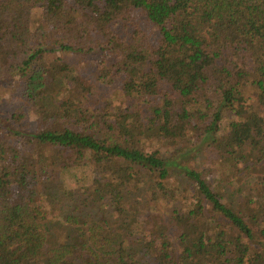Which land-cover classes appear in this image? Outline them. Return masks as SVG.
<instances>
[{
	"label": "trees",
	"instance_id": "trees-1",
	"mask_svg": "<svg viewBox=\"0 0 264 264\" xmlns=\"http://www.w3.org/2000/svg\"><path fill=\"white\" fill-rule=\"evenodd\" d=\"M5 96L0 264H264V0H0Z\"/></svg>",
	"mask_w": 264,
	"mask_h": 264
},
{
	"label": "rangeland",
	"instance_id": "rangeland-1",
	"mask_svg": "<svg viewBox=\"0 0 264 264\" xmlns=\"http://www.w3.org/2000/svg\"><path fill=\"white\" fill-rule=\"evenodd\" d=\"M74 60L71 59V66L73 67L74 70L77 71H82L85 73H90V75H93V77H95V62H96V57L95 56H85V57H73ZM110 81V79H107L106 83H103L102 81L99 82L98 84V88H97V93L95 94L93 100L99 103H103L104 101H112V100H118L119 95L117 94L116 90L117 88L110 83H108ZM7 95V94H6ZM118 95V97H117ZM6 97H4V99L1 101L0 103V122L3 120V118L5 116H7L8 114V110L11 109V105L6 101ZM156 146V145H155ZM202 149L199 148H195L194 150L192 149L188 154H186L182 159L184 162L191 164L192 166H204V167H209L210 165L207 163L206 157H207V151H201ZM181 159V161H182ZM216 165V164H215ZM240 166V164L238 165ZM232 169V168H229ZM222 171V172H221ZM219 171L218 174L219 175V179H220V185H226L223 187H227L229 183V181H221V174L225 176H229L231 174L230 171H226V170H221ZM217 179V177H216ZM236 179H232L230 183L234 182ZM218 181V180H217ZM243 182H245L244 180H242ZM219 182V181H218ZM246 183V182H245ZM143 182L140 183V185H142ZM247 184V189L249 187L248 183ZM144 188L146 189L147 187H149V184H143ZM251 188H253V190H255L256 186H254V184L252 183V185H250ZM142 188V187H141ZM143 189V188H142ZM149 189V188H148ZM246 189V190H247ZM226 193H224L223 195H225ZM229 196L233 197L232 199L234 201H237L238 198V194L237 195H232L231 191L229 190ZM132 207H135L136 210H141L143 209V204L137 202L135 200V198L132 196ZM139 200V199H138ZM137 203V204H136ZM131 204V205H132ZM144 209L141 210L140 212L143 213ZM257 241H261V246L259 247L260 250L264 253V240H262L261 238H257ZM209 264H214L212 262H210Z\"/></svg>",
	"mask_w": 264,
	"mask_h": 264
}]
</instances>
